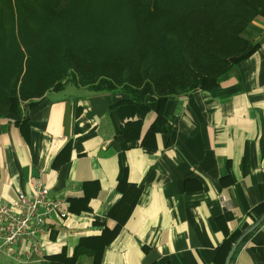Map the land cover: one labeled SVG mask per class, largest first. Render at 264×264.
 Instances as JSON below:
<instances>
[{"label": "crops", "instance_id": "1", "mask_svg": "<svg viewBox=\"0 0 264 264\" xmlns=\"http://www.w3.org/2000/svg\"><path fill=\"white\" fill-rule=\"evenodd\" d=\"M249 34L259 50L217 88L170 98L167 132L146 145L154 98L143 111L119 94L70 85L0 118V199L12 202L40 182L80 210L48 220L39 254L27 259L25 244L20 261L0 253V264L72 257L82 240L119 224L98 264H217L226 235L255 224L249 214L264 202V17ZM74 264L97 263L85 253ZM232 264H264V223Z\"/></svg>", "mask_w": 264, "mask_h": 264}, {"label": "trees", "instance_id": "2", "mask_svg": "<svg viewBox=\"0 0 264 264\" xmlns=\"http://www.w3.org/2000/svg\"><path fill=\"white\" fill-rule=\"evenodd\" d=\"M260 17L264 0H0V118L70 85L119 94L121 104L143 111L154 98L158 114L146 145L167 132L163 111L170 98L217 88L259 50L249 31ZM132 126L139 138L141 122ZM76 203L68 214L80 211ZM263 214L264 202L249 215ZM120 227H105L82 240L72 257L51 256L50 264H74L85 253L98 264ZM241 234L226 235L215 263L225 264Z\"/></svg>", "mask_w": 264, "mask_h": 264}, {"label": "built area", "instance_id": "3", "mask_svg": "<svg viewBox=\"0 0 264 264\" xmlns=\"http://www.w3.org/2000/svg\"><path fill=\"white\" fill-rule=\"evenodd\" d=\"M67 206L66 200L52 197L49 188L40 182H35L33 192H19L12 202L0 199V253L20 261L17 249L29 244L26 258L39 254L48 220L54 215L65 219Z\"/></svg>", "mask_w": 264, "mask_h": 264}, {"label": "water", "instance_id": "4", "mask_svg": "<svg viewBox=\"0 0 264 264\" xmlns=\"http://www.w3.org/2000/svg\"><path fill=\"white\" fill-rule=\"evenodd\" d=\"M264 223V214L260 217V219L250 226L247 230L243 231L242 234L237 238L235 243L233 244L232 248L230 249L226 259H225V264H231L233 257L235 253L237 252L238 248L240 245L243 243V241L250 235L252 234L257 228H259L262 224Z\"/></svg>", "mask_w": 264, "mask_h": 264}]
</instances>
